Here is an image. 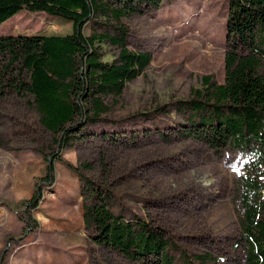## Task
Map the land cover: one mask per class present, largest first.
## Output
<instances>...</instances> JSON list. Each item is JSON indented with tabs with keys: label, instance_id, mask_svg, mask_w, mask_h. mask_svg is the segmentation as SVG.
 <instances>
[{
	"label": "rangeland",
	"instance_id": "rangeland-1",
	"mask_svg": "<svg viewBox=\"0 0 264 264\" xmlns=\"http://www.w3.org/2000/svg\"><path fill=\"white\" fill-rule=\"evenodd\" d=\"M227 11L225 0H161L158 9L118 25L88 23L85 36L114 35L122 25L126 47L148 53L151 62L119 97L107 99L97 122L80 128L83 136L55 160L51 185H44L45 156L57 149L38 124L32 97L8 89L0 95V264H154L92 244L81 213L90 183L110 197L115 215L161 232L173 264H196L193 256L205 254L208 264H241L235 166L181 137L185 122L175 110L202 89L204 77L223 81ZM70 33L71 23L45 14L20 12L0 25V37ZM101 53L111 63L117 50L105 44ZM65 172L75 185L70 196L58 192ZM37 190L40 200L30 208ZM28 213L37 228L26 235Z\"/></svg>",
	"mask_w": 264,
	"mask_h": 264
},
{
	"label": "trees",
	"instance_id": "trees-1",
	"mask_svg": "<svg viewBox=\"0 0 264 264\" xmlns=\"http://www.w3.org/2000/svg\"><path fill=\"white\" fill-rule=\"evenodd\" d=\"M228 2L223 81L202 79V89L175 109L185 125L179 131L212 156L234 164L237 246L241 264H264V0ZM161 0H0V25L20 12L45 14L71 23L65 36L0 37V95L8 89L32 97L38 124L53 138L55 154L47 160L44 185L54 182V162L74 140L80 128L97 122L107 111L109 97H119L126 84L143 74L151 62L145 52L126 47V32L89 36L84 27L100 20H120L158 9ZM117 50L111 63L102 61V45ZM25 77V78H24ZM181 125V124H180ZM2 146L0 140V147ZM77 173L76 168H72ZM41 193L29 202L36 208ZM90 183L81 205L84 228L93 245L129 261L152 258L154 264H173L169 243L144 221L115 215L108 200ZM29 215V213L27 214ZM36 222L25 221L26 235ZM196 264L211 257L195 255Z\"/></svg>",
	"mask_w": 264,
	"mask_h": 264
},
{
	"label": "crops",
	"instance_id": "crops-1",
	"mask_svg": "<svg viewBox=\"0 0 264 264\" xmlns=\"http://www.w3.org/2000/svg\"><path fill=\"white\" fill-rule=\"evenodd\" d=\"M62 176V186L60 187L61 189L58 191L60 196H70L69 193H72L75 190V185L73 184L71 175L67 172L61 174ZM56 204V202H55ZM51 219V218H50ZM76 227H79V222L78 221H74ZM49 226V225H47ZM69 227V226H66Z\"/></svg>",
	"mask_w": 264,
	"mask_h": 264
}]
</instances>
